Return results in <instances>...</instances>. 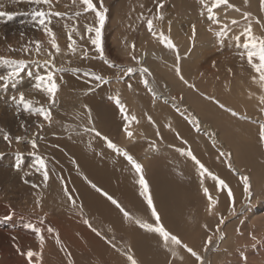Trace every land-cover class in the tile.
<instances>
[{
    "label": "rangeland",
    "instance_id": "374dc122",
    "mask_svg": "<svg viewBox=\"0 0 264 264\" xmlns=\"http://www.w3.org/2000/svg\"><path fill=\"white\" fill-rule=\"evenodd\" d=\"M94 1L97 3V5H99V0ZM116 2L117 0H103L104 7L105 9H107L106 21L104 24L105 27L110 26V8ZM208 2L211 3V0H208ZM255 2L257 3V8L255 11H253L251 10V4ZM229 3L233 5H236V3H240L239 5H243L241 6L243 7V13H251V16H249L247 19H245L243 16H231L232 20L238 21V23L233 28V32L236 34L231 36V41L235 46L232 48L231 53L228 54L226 52V45L223 44V41L224 39H227V36H224L225 38H222L223 40L220 43L219 49H217V52L219 54L218 63L224 64V66H221L222 68L226 67L225 65L228 59L230 61L229 66L231 67V69L229 75V83L235 85V87L233 88L235 92H233V90L231 89V92L229 91L228 93L227 90L223 88L219 96L216 95V93L213 95V93L210 91V84H213L215 85L214 87H216L220 83V81L221 84L226 82L223 80L222 76L217 77L216 74L214 75V72H210L208 70L198 72L199 75H203L201 78H204L203 82L205 87L199 86V80L197 79H199L198 77L200 76L193 75L191 79H186L188 83L185 84L177 76L176 71L173 67H167L165 70L167 78L165 76L164 77L169 80L170 83L175 85L176 88L174 92H169V95L168 93L166 94L168 97L170 96V99L177 103V111L180 110L186 115V123H188L187 125L192 129L190 131L191 133H189L191 137H193V139L195 140H199V136H202V134H204L202 131L205 128L207 129V127L203 128L199 125V133V131L196 130L193 124L189 122L188 117L193 116L194 113L192 110L185 107L186 105L183 101H181L184 96L186 98L188 97V99H191L192 101L198 100L199 98L198 101L203 102L204 105L202 113L204 122L207 124L215 125L216 131L210 132L216 139H213L212 137L204 138V140L206 141L205 144L214 142L215 147L211 145V148L209 150H205L204 148H206V145H204L203 142L201 144L199 142L196 144V142L192 139L196 144V147L194 146V149H197L193 150V145L188 142L187 137H184L182 135L179 137V134L172 132V130H170L171 133L168 132V130L166 129L167 125L162 124V119L164 115H166V112H164V114L162 115H159L156 108L152 107V103L154 101L152 100L150 94L148 92H144V89L141 88V84L143 85L142 81L139 80V82L134 79L135 72L130 76H124L122 69H126L127 67H134L138 69L141 64H137L136 60H133L131 58V55L124 56L123 58L117 57L118 54L116 47L119 46V44L128 42V34L126 33L128 30V26L123 23L124 21L119 20V22L122 21V25L119 28L120 31L116 33L111 32V30H109V32H106L104 31L105 27H103L102 46L104 49L105 57L111 63L119 65L120 68L109 67L107 66V64H104L103 66V64H99V60L97 58L99 56L94 52L93 46L88 41L87 34L83 27L86 23L94 24V13H91L92 15L90 13L82 15L78 18V22L72 20V13L75 12L77 8L71 6V0H53L55 11L68 13V17H66L65 19L53 18L52 28L53 31L57 34V41L61 48V53L56 55L55 57V64L57 67H64L66 69L79 68L82 71L80 73H73L72 71L57 73V83L60 85V88L56 98L57 102L51 108V124L45 122L38 115H33L30 112L24 111L22 106H20V110L17 111V106L13 102L12 97H18L20 92H23L27 99L37 102V106H48V97L42 91L36 90L34 88V84L36 75L42 74L45 71L43 61L48 59L46 50H51V48L48 42L49 37L39 27H37L36 29L33 24L31 12L33 7H35L34 5L32 6L31 4H29L28 0H0V6H2L0 7V12L11 13L10 16H0V56L5 57L6 59H23L25 61H28L25 70L21 72L20 76L16 80L8 81L7 83L0 82V164L4 165L5 168H10V162L16 160L14 164L16 162H20V168L24 169L17 173H14V171H10V173H8V180L4 179V175L1 176L0 174V207L4 206L6 208L5 210H3V212H7L9 208L10 210H13V213H10L9 216L5 217L3 215H0V220L5 223H17L18 221H22L29 224L31 223V218L40 217L41 219H44L48 218L47 216L49 215V217L53 215H64V213L58 211L57 208L55 211L53 208V212L47 211V209L44 210L45 207L43 206V204L41 205V207L43 206L42 208L34 207L35 204L32 205V208L29 203L26 205L24 198L20 199L18 196L17 192L21 187L33 182L32 177L34 176V173H36V171L31 170L32 168L33 170H36L34 165L36 164L35 156L39 155L42 157H47V151H44L45 148H39L38 146V150L31 149L32 147L30 141L32 139H36L38 145L39 143H41V141L43 142L47 140L48 137L54 135V141L52 142V145L54 146L55 144V147L53 148L51 145L50 152L55 154H52L53 157H51L53 159L56 158L54 161L57 162V166H59L60 170L64 173L66 167H68L69 172L72 173L70 168H72L71 166L72 162L74 163V158L73 161H71V152L68 153L71 148L68 147L76 146L77 143H79L78 140H82L83 142L86 140L85 142L89 144V147L92 145V143H98L97 147L93 146V148H96H92V152H94L95 150L96 152L98 150L100 152L102 151L101 153L99 151V153L94 152L95 155H92L93 157L91 161L93 163L88 165L89 170H86L83 173L85 175L80 176V173L77 174V177H79L82 181H85L86 187L89 190V194H91L92 196V198H89V204L87 202L82 204L80 200H83V198H81L76 203L78 208L74 210V208L72 207V210H74L72 212L73 216H81L82 221H84V219H89L88 221L91 225L90 230L93 228L96 229V233L92 230L91 231L96 237H101L100 241H92L90 243L88 242L80 247L78 246V244V247H73V249L67 247V250L70 249L68 250V256L67 254L62 255L63 250L61 251V249L57 250L56 252L55 250L52 252H46L47 247L48 249H51L49 247L52 246H47L48 242L45 241L42 249L41 260L39 262L33 261V264H69L72 259L73 261L71 262V264H131V262L127 259L128 254L132 255L138 262V264H199L200 261H197L195 257L187 252L183 245L191 247L200 256V253L204 252L206 255H204L203 257V264H264V230L258 232L256 228H253L246 223L247 214L251 212L250 209L252 207H259L261 202L258 201L254 204H251L252 206L250 208V206H248L250 205V197L246 196L245 204L242 205V207L239 208L237 212H235L234 216L232 215V217H230V205L233 201H230L229 198H227V189L218 191L215 182L207 176L202 178L199 175L197 166L193 162V160L186 155H181V153L178 151V149H184L185 151L191 150L196 158L200 160V162L204 164L207 169H209L215 175L219 176L228 184V186L233 191L232 193L234 200L236 199L237 201L245 198L244 185L241 177L246 176L248 173H250L249 170L255 167L256 168L254 170H256L257 168L259 171L264 170V143H262L259 139V126L261 123H264V112L261 111L264 106L262 108H259L256 113H253L244 104L233 103L232 106H228L230 104L224 102V100L228 97V99L236 98L238 92H242L247 97L250 96V92H258L257 88L255 87L258 82H254L252 79V77L256 75V73H254L253 69L248 64L246 56L244 58H241L239 53L241 51H244L243 43L246 37L243 33L244 29L248 26L249 23L252 26L253 35H255L256 37H264V10L261 9L260 0H247V3L245 4H241V0H229ZM152 6L153 7L150 8L149 12L145 15L146 17L155 14V3H153ZM166 6L167 3L166 0H164V8L161 10L163 13L165 12ZM176 16V18H179L180 14H177ZM257 21H259V23H257ZM66 23L69 25L75 23L79 28L81 34L84 36L83 39H81L79 36H76L74 38L77 40V44L79 46L89 49L90 55L88 59H81L80 47H78L76 54H72L67 51V30L64 27ZM164 26H166V24H164ZM167 28H169V26H167ZM135 30L136 29H134L132 39H135L137 36V31ZM121 33L123 34V36ZM165 33L168 34L167 31ZM236 37H240V39L237 40ZM33 41L41 42L42 50L40 52L36 51ZM121 41H123V43ZM9 46H11V49L14 50H10ZM24 48H28L29 51L25 52L23 50ZM131 53L134 54L140 61V55L137 51V44H135V50L132 49ZM199 53L196 58L198 61H200V57H203V53ZM36 61H39L40 63H36ZM131 62L133 65H128ZM8 70V65L0 63V75L5 74ZM88 70L103 75L104 77L109 79V81L111 78L117 79V77H122V79H117V81H119L117 82L119 84H117L119 88L116 86L112 87L110 82L99 84L97 86V82L92 80L91 77H85L83 75V71ZM29 73H31V75H29ZM158 73L146 75L145 77L149 80H157L159 79L157 78L159 77ZM225 73L226 72L221 74ZM211 74H213L214 77H212ZM129 84L132 85L131 88L128 87ZM190 85H194L195 87H190ZM90 88L92 89L91 91H89ZM98 92L99 94L101 92L100 96H98ZM223 92L225 95L223 94ZM116 94H119L121 101L126 105L128 114H134L136 116V121L131 123L132 125H134L132 126L130 124V126H132L134 130L137 129L139 121V123L143 126V134L137 136L135 132L133 133V136L129 138L125 133V135L121 137L120 132L124 130L123 127L125 125L123 116L120 113L118 107L117 110H112L109 105H106L110 100L109 97ZM88 97L90 99L92 97L93 100H88ZM208 97H213V102L217 100V98L221 97L220 99L222 101L220 100V103L224 104L226 108L233 109L239 115L232 116L231 113L225 111L224 109H221L220 107V110H216L214 106H211L209 102V100L211 99H209ZM131 99H133V103L134 105H136L137 111L136 108L134 110L130 109L132 108L131 104L129 103ZM100 101L105 105L100 103ZM254 103V101L251 102V104ZM84 105H87V109L84 108ZM214 105L217 106L216 104ZM240 107L241 109H239ZM90 108L93 110L91 111ZM88 110H90L91 121H89L88 118ZM110 110H112V112H110ZM149 116L151 117V121H149L148 119ZM241 117H247V119H242ZM22 123L25 125L24 127H21ZM37 124H43L44 126L43 128H38ZM93 126L97 131L101 133V136L98 137L94 132L85 131L86 127ZM162 131L165 134L168 132L166 137L161 134ZM3 132H7L10 134V137L12 138L11 142L4 141ZM55 134H58L59 137H55ZM216 134H221L222 141L218 140ZM16 136L22 137V140L20 142H17L15 140ZM103 137H108L119 148H121L120 146H122L121 142L123 141L124 137L126 141H129L126 149L134 157H137V155H139L143 151L145 146L149 143L157 148H162L166 145L168 146V148H170L166 149V153L161 151V154H156L151 164L152 169L150 173L146 175V173L143 171V175L148 182L149 190H151L150 194L152 196L154 206L160 217L162 216V224L164 225L166 230L176 235L182 241L181 245H172L171 243H169V247L165 248L163 246V239L159 236V234L149 232L146 229H142L135 223V219L137 218L148 223H155L154 218L151 216V210L147 206V202L140 195L141 189L140 185L138 184L139 175L135 172V170H133V168H131L132 166L127 161V159L119 157V154H113V151L116 152L115 150L108 149L107 143L103 139ZM56 138L58 139V141ZM128 138L129 140H127ZM67 140H69V143ZM89 140L91 143L89 142ZM99 142H101L102 144ZM59 144L61 145V147ZM135 146H137V148ZM85 148H87L86 145ZM41 149L43 151H40ZM103 149H107V151L112 153L108 154L109 152H104ZM233 149L235 151L234 157L237 162L240 165L244 166V168L248 169L246 173L244 172V174L231 172L228 164L223 159L224 157H231L230 152ZM221 151L225 152L226 155L221 157L219 154ZM33 152H35V155H33ZM103 152L106 154H104ZM67 153L70 154V156L67 155ZM228 153H230V156L227 155ZM99 155L101 158H103V162L100 160L101 158H98ZM106 155L109 157V159ZM109 160L110 162H108ZM115 160L119 164L117 162H113ZM2 162L4 163L2 164ZM113 163H117L118 166H120L121 171H119L120 169H118L119 167L116 164L114 168ZM230 163L232 164V162ZM93 164H95V166ZM254 164L255 166L253 167ZM100 166H103L102 169ZM96 167H98V169ZM75 169L76 165L75 167L73 166V170ZM124 169H126V172ZM218 169L220 172L218 171ZM91 170L94 171L95 174ZM123 170L125 173L123 172ZM127 170H132L129 175ZM63 172L60 173L64 174ZM89 172H91V174ZM122 173H124L123 175L126 178L125 180H123L122 178ZM98 174L101 175L99 176ZM108 175H110V178L112 179H110ZM62 177L63 176H61V178ZM13 178H15L17 181ZM201 179H203V187L208 188L212 198L217 199L219 203L215 205L214 212L212 214H209V212L206 210L208 208V201L207 197L202 191ZM25 180H27L28 183H25ZM107 181H109L110 184H108L109 182L107 183ZM57 182L59 186H64V182L60 179ZM112 182H115V184ZM117 182L123 184L122 188ZM166 183L168 184V186ZM93 184L96 185V188L92 187ZM131 186L132 188H130ZM97 188L101 189L102 192L108 193V195L112 196L116 201H118L119 204L131 214L133 219H126L120 209L112 204L111 201L108 200L101 191H97ZM110 188H112V190ZM119 188H121L122 190H120ZM116 189L119 191H117ZM236 190L239 192H237ZM251 191L252 189H250V192ZM130 195L132 197H130ZM153 195L156 196V199L155 197L153 198ZM239 197L242 198L240 199ZM9 198L14 201H8ZM77 198H79V196H77ZM136 199H140V202L139 200L134 202ZM61 200H65L66 202L67 199L61 198ZM236 200L234 201L235 203L237 202ZM224 201L226 205L223 204L224 206H221V202ZM7 202L10 203H8L9 207L8 205L7 207L5 206ZM227 202H229L230 204ZM262 202H264V198ZM16 203H18L20 208L13 207L14 205H16ZM81 204L84 205L85 208L82 207ZM92 206L94 208H97L94 209ZM104 206H108V208H105L106 211H103ZM80 207H82L84 212H79L81 211ZM59 208H61V206H59ZM86 209H88L89 211H87ZM1 210L2 209H0V213ZM92 212H94L95 214ZM216 213H219L226 219L229 218L227 222L225 221V224L221 225L220 229V233L226 234V241L224 240V238H221L220 233L216 232V225L219 223V216L216 215ZM102 217L106 219L104 220ZM204 225H207V228H205ZM136 230L139 234L137 236V238L139 237V239L134 240L133 233ZM53 233L55 234V232ZM250 234L256 236V241H253L251 239ZM208 236H212L213 242L208 246L207 249H205L204 242ZM220 240L223 242L225 241L222 245V248H219L217 246L221 242ZM36 242L37 241L35 240L34 242L31 241L28 243L31 250H33L34 252H36L37 249V246L35 245ZM25 250L28 251L29 249L25 248ZM40 250H38L37 252H40ZM44 252H46L47 254ZM173 252H175L176 255H173ZM84 257L85 259H83ZM2 259L3 258L0 259V262H3ZM205 260H207V262ZM26 264H28V261Z\"/></svg>",
    "mask_w": 264,
    "mask_h": 264
},
{
    "label": "bare ground",
    "instance_id": "6f19581e",
    "mask_svg": "<svg viewBox=\"0 0 264 264\" xmlns=\"http://www.w3.org/2000/svg\"><path fill=\"white\" fill-rule=\"evenodd\" d=\"M95 2V1H94ZM207 3L210 4V2H208V0H206ZM154 3V0H117V2L110 8L111 10V15H110V26H104V31L109 32V30H111V32H118L120 31L119 28L122 25V21L119 22V20H123L124 24L128 26V30H127V34H128V42L123 43V41H121L123 44H119V46H115L117 48V57L123 58L124 56L130 55L129 53L132 52V48L130 47V45L132 43L137 44V51L140 55V67H147L150 72L151 75L158 73L159 74V79L157 80H148V86L152 89V91H148V88H146L144 86V84H141V88H143L142 90L144 92H148L150 94V96L152 97V100L154 101L152 104V107L156 108L157 112L159 113V115L164 114V112H166V115H164L163 119H162V124H166V129L168 130V132H170V130H172V132H175L176 134H179L178 136L180 137L181 135L184 137H187L188 142L190 144L193 145V150H197L194 149V146L199 142L200 144L203 142L204 145H206V148H204L205 150H209L212 146L215 147L214 142L213 143H209V144H205L206 141L204 140V138H210L212 137L213 139H216L210 131H216L215 129V125L214 124H207L204 122L203 118H202V113H203V109H204V105L203 102H200L198 100H191L188 99V97L186 98L184 95V97L182 98L181 101L184 102V104L186 105L185 107H187L188 109L192 110L194 113V117L198 119L199 121V125L202 126L203 128L207 127V129L205 128L202 132L204 134H202V136H199V140H195L193 139V137H191V135L189 133H191L190 131L192 130L191 128H189V126L187 125L188 123H186V115L181 112L180 110L177 111L176 106L177 103L175 101H173L172 99H170V96L168 97L166 93L169 92H174L175 91V85H173L172 83L169 82V80H167L166 78V73L165 70L167 67H173L176 64V54L171 51L166 49L165 47H163L161 44L158 43V41H156L153 36L151 35V33L148 31L147 27H146V21L139 19L138 17L140 16V14L143 12L144 15H146L150 8H152V4ZM167 6L164 12L165 15V20L163 22H159V21H155V24L157 26V28L162 27L163 30L166 32H168L169 28H167V26H169V21H171V38L173 40V42L177 45L178 49H179V54L181 56V59L179 61L180 64V70H181V74L184 77V80L186 79H191L194 76H200L198 77L199 80V86L200 87H205L203 79L201 78L203 75H199L198 72L203 71V70H208L210 72H214V75L216 74L217 77H221L223 78V80L226 83H222L221 81L220 83L214 87L215 85L210 84V91L213 93V95L216 93V95L219 96V94H221L223 88L225 90H227V92L229 93V91L232 89L233 92L234 91V84H230L229 83V75H230V69L231 67L229 66V59L227 60L226 63V67L222 68L221 66H224V64H219V54L217 52V49H219L220 43L222 42V38H217L216 36L213 35V33L208 31L209 26H212L216 31H219L221 27H223V25L227 24L228 25V35H227V39H224L223 44L226 45V52L228 54L231 53L232 48L235 47L233 42L231 41V36L235 35L236 33L233 32V28L235 25H233L231 23L232 21V17H241L243 16V5H239L240 3H236L235 7L239 8L240 11H236L234 9L228 8L226 5H221L220 7H218L217 9H214V13L217 16L218 20H219V24L213 25L212 21L208 19V13H207V9L203 7V5L200 3V0H166ZM233 3V2H232ZM245 4V0H241V4ZM27 4V3H26ZM60 5V4H59ZM108 5V4H107ZM141 5H143V8L141 7ZM174 5V6H172ZM33 6V5H32ZM58 8V7H57ZM60 8V7H59ZM257 8V3H252L251 4V10L255 11ZM124 10V11H123ZM91 14V13H90ZM177 14H180L179 18H176ZM89 15V14H88ZM92 15V14H91ZM94 15V14H93ZM119 17V18H118ZM86 20V19H85ZM91 20V19H90ZM89 20V21H90ZM184 21V22H183ZM164 24H166V26H164ZM168 24V25H167ZM13 25V24H12ZM195 25L196 27V39H195V44L194 46L192 45V43L189 41L188 37L191 36L192 34V26ZM31 26V25H30ZM33 26V25H32ZM84 27V26H83ZM28 28V27H27ZM26 28V29H27ZM35 28L37 29V26H35ZM81 28V27H80ZM25 29V28H24ZM134 29H136L135 31H137V36L135 39L133 38V32ZM21 30V29H20ZM23 31V30H22ZM122 31V30H121ZM29 32V31H28ZM264 32V31H263ZM31 33V32H30ZM125 33V32H124ZM119 34V33H118ZM122 34V33H121ZM27 35V32H26ZM31 35V34H30ZM114 35V34H113ZM130 35V36H129ZM32 36V35H31ZM120 36V35H119ZM123 36V34H122ZM121 36V37H122ZM125 36V35H124ZM127 36V35H126ZM112 37V36H111ZM225 38V37H224ZM113 39V38H112ZM126 39V38H125ZM118 40V39H117ZM123 40V39H121ZM116 42V41H114ZM120 42V43H121ZM114 44V43H113ZM112 44V45H113ZM189 48H191V52H189ZM200 52V53H199ZM185 53H188L187 55H185ZM203 53V57H200V61H198L197 55ZM116 55V54H115ZM99 60V64H104L102 62L101 59H99V57H97ZM106 58V57H105ZM107 59V58H106ZM202 59V60H201ZM108 60V59H107ZM91 62V61H90ZM123 65V64H122ZM128 65H133L132 62L129 63ZM108 66V65H107ZM124 66V65H123ZM140 67H138L137 71L135 72V80L139 81L141 80V74H140ZM108 68V67H107ZM216 68V71H215ZM105 69V68H104ZM175 69V68H174ZM223 71H222V70ZM172 70V69H171ZM189 70V71H188ZM225 74H221L224 73ZM219 74V75H217ZM134 75V74H133ZM161 75V76H160ZM212 77L213 74H211ZM137 76V77H136ZM157 76V74H156ZM166 78H165V77ZM139 77V78H138ZM176 78V77H175ZM109 80V79H108ZM196 80V81H197ZM214 80V79H212ZM190 81V80H189ZM206 81V79H205ZM117 79L116 78H111L110 79V84L112 87L116 86L119 88V86H117ZM140 82V81H139ZM123 83V82H122ZM121 83V84H122ZM138 83V82H137ZM196 84V83H195ZM119 85V84H118ZM126 85V84H125ZM222 85V86H220ZM124 87V86H123ZM122 87V88H123ZM126 87V86H125ZM140 87V86H139ZM257 88V93L255 92H250V96L247 97L245 94H243L242 92H238V95L236 98H232V99H228L226 98L224 100V102H226L227 104H230L228 106H232L233 103L235 104H244L251 112L256 113V111L259 108H262L264 106V101H262V97H264V87H262L259 83H257V85L255 86ZM238 89V88H237ZM120 91V89H119ZM197 91V90H196ZM198 92V91H197ZM231 92V91H230ZM153 93L155 95H153ZM206 93V92H205ZM226 93V92H225ZM245 93V92H244ZM98 96H100L99 92L97 93ZM224 94V92H223ZM231 94V93H230ZM248 94V93H247ZM225 95V94H224ZM245 95V96H244ZM203 97V96H202ZM247 97V98H246ZM204 98V97H203ZM221 98V97H220ZM220 98H217V100L215 101H219L220 102ZM88 100H93L92 97L91 99L88 97ZM105 99V98H104ZM102 101V100H101ZM103 104V102H101ZM148 101V100H146ZM213 102V100H209L211 106H214L216 108V110H220L218 104L216 102ZM222 101V100H221ZM255 102L254 104H251V102ZM212 102V103H211ZM93 103V102H90ZM129 103L131 104L130 109H135L136 105H134L133 103V99H131L129 101ZM209 104V105H210ZM214 104H216L217 106H215ZM251 104V105H249ZM105 105V104H103ZM106 105H109L110 108L117 110V106L115 105L114 101L109 100L108 103ZM253 105V106H252ZM98 106V105H97ZM103 107V106H102ZM92 108V107H91ZM90 110L92 111L93 109ZM99 108V107H97ZM104 109V108H103ZM208 109V108H207ZM213 109V108H212ZM241 109V107L239 108ZM238 109V110H239ZM112 110H110V112H112ZM155 110V111H156ZM214 110V109H213ZM137 111V108H136ZM115 112V111H114ZM134 112V111H133ZM102 113V112H101ZM107 113V112H106ZM206 114V113H205ZM225 115V114H224ZM254 115V114H253ZM257 116V115H255ZM260 118V117H259ZM207 121V120H206ZM132 125V124H131ZM134 125V124H133ZM132 125V126H133ZM129 125V130L132 131L133 133L140 135L143 134V126L139 123L138 121V126L137 129L134 130V128ZM170 126V127H169ZM254 127V126H253ZM124 129V127H123ZM165 129V130H166ZM145 130V129H144ZM206 130V131H205ZM121 131V130H120ZM148 131V129H147ZM146 131V132H147ZM167 132V133H168ZM121 133V137L123 135H125V131L123 130ZM167 133L165 134L163 131L161 132V134H163L164 137L167 136ZM171 133V132H170ZM169 133V134H170ZM200 133V130H199ZM150 134V133H149ZM218 137V140L222 141V136L221 134H216ZM54 135L48 137L47 140L45 141H41V143L38 144L39 148H45L44 151H47V157H44L47 163V167L49 169V180L47 182V184L45 185L43 183V177L40 173L36 172L34 173V176L32 177V183L28 184L26 186L21 187L18 190V196L20 199H25V203L26 205L29 203L31 205V207L33 208V204L34 207H40L42 208L43 206L45 207L44 210L47 209V211L53 212V208L54 211L56 210V208L58 209V211L63 212L64 215H53L51 217L47 216L48 218H44L41 219L40 217L38 218H31L29 224L33 225L34 227H40L42 230V235L46 238L45 241H47V246H52L49 247L51 249H48L46 252L48 251H54L55 252L57 250L61 251L63 250L62 255H69V251L70 249H73V247H80L83 246L86 243H90L92 241H100L99 237H96L95 235H93L92 233V229L90 230L89 225H86L81 219V216H73V211L78 208L77 206V202L79 201V199L83 198V200L81 199L80 201L83 203L89 201V198H92L91 194H89V190L86 187L85 181H82L79 177H77V174L80 173V176L85 175L83 174L86 170H89V166L90 164H92V157L95 155L96 150L94 152H92V148L93 146L98 145L97 144H93L89 147V144L86 143L85 141L83 142L82 140H78L79 143H77L76 146L73 147H68L71 148L69 152H71V161H73L74 158V163L72 162V168L71 172H69V168L66 167L65 168V173L63 171L60 170V167L57 166V162L54 161L55 159H53V155L55 153H51L50 149H51V145L52 142L54 141ZM58 134H55V137H57ZM62 136V135H61ZM136 136V137H137ZM59 137V136H58ZM57 139V138H56ZM82 139V138H81ZM88 139V138H87ZM120 139V138H119ZM196 142L193 141V140ZM60 140V139H59ZM121 140V139H120ZM129 140V138L127 139ZM58 141V139H57ZM62 141V140H61ZM65 141V140H64ZM69 143V140H67ZM66 141V142H67ZM83 143H82V142ZM88 141V140H87ZM135 141V140H134ZM140 141V140H139ZM74 142V141H73ZM90 142V140H89ZM121 142V141H120ZM55 143V142H54ZM63 143V142H62ZM87 148H85V145ZM91 143V142H90ZM101 143V142H99ZM122 146L121 149L126 150L130 155L131 153L126 149V146L129 144V141H126L123 137V141L121 142ZM217 143V142H215ZM222 143V142H220ZM16 144V143H15ZM66 144V143H65ZM102 144V143H101ZM57 145V144H56ZM60 145V144H59ZM71 145V144H70ZM137 145V144H136ZM191 145V146H192ZM58 146V145H57ZM52 147H55L52 145ZM61 147V145H60ZM64 147V145H63ZM89 147V149H88ZM95 147V148H96ZM130 147V146H129ZM133 147V146H132ZM137 148V146H135ZM196 147V146H195ZM38 148V147H37ZM36 148V149H37ZM93 148V149H95ZM202 148V147H201ZM213 148V147H212ZM242 148V147H241ZM30 149V148H29ZM32 149V148H31ZM35 149V150H36ZM58 149V148H56ZM66 149V148H65ZM98 149V148H97ZM102 149V148H101ZM109 149V148H108ZM166 149H170L168 148V146L166 145L165 147L163 146L162 148H157L154 145H151L150 143L147 144L145 146V148L143 149V151L137 155V157L133 158L140 163L143 166V171L147 174L150 173L151 169H152V161L155 157L156 154H161L162 152L166 153ZM199 149V146H198ZM203 149V148H202ZM215 149V148H214ZM38 150V149H37ZM61 150V149H60ZM104 152L107 151V149H103ZM112 150V149H111ZM217 150V149H216ZM262 150V149H261ZM17 151V150H16ZM40 151H43L42 149ZM54 151V150H53ZM52 151V152H53ZM62 151V150H61ZM251 151V150H250ZM100 152V151H99ZM98 152V153H99ZM102 152V151H101ZM100 152V153H101ZM103 152V153H104ZM109 152V151H107ZM234 149L230 152L231 153V157H224L223 159L225 160V162L228 164V162H232V167L230 168L231 172L233 173H242L244 174V172H247V168H244V166L240 165L237 160L234 157ZM62 153V152H61ZM64 153V152H63ZM70 156V154H68ZM94 153V154H93ZM112 153V152H111ZM110 152L108 154H111ZM116 153V155L119 154V157H123L125 158L122 154L114 152L113 154ZM211 153V152H210ZM12 154V153H11ZM16 154V153H15ZM14 154V155H15ZM106 154V153H104ZM229 154V153H228ZM19 155V154H18ZM28 155V154H27ZM65 155V156H67ZM93 155V156H92ZM52 156V157H51ZM60 156V155H59ZM107 156V155H106ZM240 156V155H239ZM64 157V155H63ZM62 157V158H63ZM98 157V156H97ZM108 157V156H107ZM60 158V157H59ZM99 159L101 158L100 155L98 157ZM64 159V158H63ZM107 159V158H106ZM109 159V157H108ZM119 159V158H117ZM126 159V158H125ZM62 160V159H61ZM94 160V158H93ZM97 160V159H96ZM101 161L103 160V158L100 159ZM99 160V161H100ZM239 160V159H238ZM16 160H13L12 162H10V168H5L4 165L0 166V174L1 176L4 175V179L8 180L9 175L8 173H10V171H14V173L20 172L24 169H21L20 167L17 168V162L14 164ZM70 161V162H71ZM98 161V160H97ZM104 161V160H103ZM102 161V162H103ZM119 161V160H118ZM122 161V159H121ZM241 161V160H240ZM59 162V161H58ZM110 162V160L108 161ZM113 162H117L116 160ZM4 162H2L3 164ZM8 163V162H7ZM118 163V162H117ZM117 163H113L114 164V168H115V164L118 166ZM123 163V162H122ZM121 163V164H122ZM19 164H21L19 162ZM61 164V163H60ZM76 165V169L73 170V166L75 167ZM111 164V163H110ZM124 164V163H123ZM129 164V163H128ZM36 165V164H34ZM95 166V164H93ZM104 165V163H103ZM24 166V165H23ZM110 166V165H109ZM255 166V164L253 165V167ZM101 169L103 166H100ZM119 167V168H118ZM117 168L120 169V166H118ZM261 167V166H260ZM98 169V167H96ZM105 168V166H104ZM132 168V167H131ZM256 168V167H255ZM250 169V173H248L246 176L248 177V182L250 184V189H252V191L250 192L251 195L250 197V208H251V204H254L255 202L260 201L261 204L259 207H252L250 210L251 212L247 214L246 220H247V224L253 228H256L259 231H263L264 230V202L263 198H264V170H258V168L256 170ZM96 169V170H97ZM117 169V170H118ZM128 169V168H127ZM111 170V168H110ZM126 172V169H124ZM123 170V172H124ZM134 170V169H133ZM31 171H36V170H32ZM57 174H56V172ZM92 171V170H91ZM121 171V169L119 170ZM132 171V170H131ZM131 171H128V175ZM219 171V169H218ZM60 172H63L64 174H61ZM94 173V171H92ZM105 172V171H104ZM118 172V171H117ZM124 172V173H125ZM220 172V171H219ZM227 172V171H226ZM91 174V172H89ZM124 173H122V178L123 180H125V176L123 175ZM95 174V173H94ZM106 174V173H105ZM110 174V172H109ZM116 174V173H115ZM121 174V173H119ZM118 174V175H119ZM127 174V173H126ZM125 174V175H126ZM31 175V174H30ZM93 175V174H92ZM99 176L101 174H98ZM16 176V175H15ZM20 176V175H19ZM32 176V175H31ZM56 178H55V177ZM61 176H63L61 178ZM110 178V175H108ZM117 176V175H116ZM115 176V177H116ZM119 177V176H118ZM2 178V177H1ZM89 178V177H88ZM108 178V177H107ZM104 178V179H107ZM120 178V177H119ZM233 178V177H232ZM15 179V178H13ZM61 180L64 182V186H59L58 185V180ZM112 179V178H110ZM109 179V180H110ZM115 179V178H114ZM16 180V179H15ZM14 180V181H15ZM149 180V179H148ZM237 180V179H235ZM239 180V179H238ZM17 181V180H16ZM164 181V180H162ZM109 181H107L108 183ZM116 182V180H115ZM115 182H112L115 184ZM232 182V181H231ZM236 182V181H235ZM238 182V181H237ZM39 183V184H38ZM118 183V182H117ZM116 183V185H117ZM133 183V182H132ZM131 183V184H132ZM163 183V182H162ZM36 184L39 185L36 188H33L32 185ZM110 184V182L108 183ZM120 184V183H118ZM122 184V183H121ZM119 185L123 186L122 185ZM167 184V183H166ZM231 184V183H230ZM233 184V183H232ZM238 184V183H237ZM13 185V184H12ZM42 185V186H40ZM72 185V186H70ZM88 185V184H87ZM105 185H106V181H105ZM115 185V186H116ZM44 186V188H43ZM168 186V184H167ZM117 187V186H116ZM240 187V186H239ZM103 188V187H102ZM121 188H119L120 190H122ZM124 188V187H123ZM132 188V186L130 187ZM65 189L68 190V195H71L72 198L75 200V204H73L71 201H69L67 195L65 194ZM112 190V188H110ZM233 189V188H232ZM110 190V191H111ZM114 190V189H113ZM117 190V189H116ZM238 190V189H237ZM236 190V191H237ZM76 191V192H75ZM92 191V190H91ZM119 191V190H117ZM136 191V190H135ZM151 191V190H150ZM153 191V190H152ZM112 192V191H111ZM110 192V193H111ZM165 192V191H164ZM233 192V191H232ZM239 192V191H237ZM114 193V191H113ZM123 193V192H122ZM224 193V192H223ZM79 196V198H77V196ZM124 194V193H123ZM138 194V192H137ZM166 194V193H165ZM244 194V193H243ZM119 195V194H118ZM122 195V194H121ZM224 195V194H223ZM237 195V194H236ZM240 195V194H238ZM124 196V195H123ZM126 196V195H125ZM245 198L244 199H240L239 201H237L236 199V203L234 202V208H235V212L238 211L239 208L242 207V205L245 204V200H246V195H244ZM37 197H39L40 200V205L37 206ZM98 197V196H97ZM130 197H132L130 195ZM139 197V196H138ZM156 196L153 195V198ZM223 197V196H222ZM61 198L67 199L66 202L65 200H61ZM135 198V197H134ZM140 198V197H139ZM226 198V197H225ZM228 198V197H227ZM17 200V199H16ZM29 200V201H28ZM140 202V199H138ZM137 199L134 201H138ZM234 200V201H235ZM8 201L13 202L14 200L12 199H8ZM208 201V199H207ZM228 201V200H227ZM16 202V201H15ZM102 202V201H101ZM9 202H7L5 204V206L9 207ZM97 203V202H96ZM229 203V202H227ZM13 204V203H12ZM43 204V206L41 207V205ZM82 207H84V205H82ZM89 204V203H88ZM94 204V203H92ZM138 204V203H137ZM141 204V203H140ZM162 204V203H161ZM219 204V203H218ZM221 206L226 205L225 201L221 202ZM224 204V205H223ZM230 204V203H229ZM25 205V206H26ZM55 205V206H54ZM228 205V204H227ZM233 205V202L232 204ZM59 206H61V208H59ZM91 206V205H90ZM13 207L15 208H20L18 203H16V205H14ZM72 207L74 208V210H72ZM82 207H80L79 211L80 213L84 212V210L82 209ZM93 207V206H92ZM103 207V205H102ZM110 207V206H109ZM85 208V207H84ZM94 208V207H93ZM97 207H95L94 209H96ZM101 208V207H100ZM108 208V206H104L103 211ZM225 208V207H224ZM1 213L0 215L3 216H9L10 213H13V210L9 208V210L6 212H3V210H5L6 208L4 206L0 207ZM14 209V208H13ZM116 209V208H115ZM37 210V209H36ZM87 211H89L88 209H86ZM98 210V209H97ZM111 210V209H110ZM207 210V209H206ZM224 210V209H223ZM226 210H227V206H226ZM23 211V210H22ZM92 211V210H91ZM95 211V210H94ZM96 212V211H95ZM36 213V212H35ZM43 213V212H42ZM76 213V212H75ZM94 213V212H92ZM105 213V212H104ZM109 213V212H108ZM77 214V213H76ZM95 214V213H94ZM103 214V213H102ZM110 214V213H109ZM226 214V213H225ZM93 215V214H90ZM98 215V214H97ZM230 215V214H229ZM101 216V215H100ZM234 216V215H233ZM88 217V216H87ZM162 217V216H161ZM230 217H232V215H230ZM101 218V217H100ZM104 220L106 218L102 217ZM108 218V217H107ZM112 218V216H111ZM41 220H43V223H41ZM89 220V219H87ZM102 220V219H101ZM228 219H226L227 222ZM99 221V220H98ZM106 222V221H105ZM108 222V221H107ZM28 223L22 222V221H18L17 223H5L2 222L0 220V259L3 258V262H0V264H26L27 263V259L24 255H22L21 253H26L27 251L26 249H31L29 246V242L31 241H37L36 242V252L38 250L41 249L40 247V242L37 239L35 232H34V228H30L28 227L29 225ZM51 226L54 229V233H48L47 232V228ZM125 226V225H124ZM226 226V225H225ZM223 227V226H222ZM16 230H14V229ZM226 229V228H225ZM14 230V231H13ZM227 230V229H226ZM132 231V230H131ZM96 233V232H95ZM261 233V232H260ZM104 234V233H103ZM145 234V233H144ZM223 238L224 240L226 239V234L223 233ZM228 234V233H227ZM139 234L137 233V230L133 233V238L134 240L139 239V237L137 238ZM57 236L59 237L60 240V244L56 243V239ZM229 238V237H228ZM109 239V238H108ZM221 239V238H220ZM103 240V239H102ZM228 240V239H227ZM221 241V240H220ZM226 241V240H225ZM224 241V242H225ZM107 242V241H106ZM223 241H221L217 246L219 248H222V245L224 244ZM115 243V242H114ZM28 244V245H27ZM79 244V245H78ZM105 244V241H104ZM78 245V246H77ZM32 246V245H31ZM17 247H19L20 251H17ZM34 247V245H33ZM67 247H70V249H66ZM217 247V248H218ZM45 248V247H44ZM84 248V247H83ZM86 249V248H85ZM41 251V250H40ZM73 251V250H72ZM223 251V249H222ZM44 252V253H46ZM219 252V251H218ZM73 253V252H72ZM71 253V255H72ZM111 253V252H110ZM47 254V253H46ZM201 257H204V255H206L204 252L200 253ZM61 255V256H62ZM80 255V254H79ZM46 256V255H45ZM263 256V255H262ZM50 257V256H49ZM57 257V256H56ZM78 257V255H77ZM58 258V257H57ZM76 258V257H75ZM80 258V257H79ZM115 258V257H114ZM85 259V257L83 258ZM41 260V257L36 258L33 257V261H37L39 262ZM71 260V259H70ZM78 260V259H77ZM118 260V259H117ZM68 261V260H67ZM73 261V259H72ZM71 261V262H72ZM76 261V260H74ZM120 261V259H119ZM117 261V262H119ZM207 262V260H205ZM75 263V262H74ZM201 262H199L200 264ZM78 264V263H77ZM118 264V263H117ZM262 264V263H261Z\"/></svg>",
    "mask_w": 264,
    "mask_h": 264
},
{
    "label": "snow or ice",
    "instance_id": "6c2138e0",
    "mask_svg": "<svg viewBox=\"0 0 264 264\" xmlns=\"http://www.w3.org/2000/svg\"><path fill=\"white\" fill-rule=\"evenodd\" d=\"M29 4L34 5L31 17L34 26L39 27L44 31V33L49 37V45L51 50L47 51L48 59L43 61V66L45 68V71L42 74L36 75L35 77V84L34 88L36 90L42 91L47 97H48V106L39 105L37 106V102H34L33 100L27 99L23 92H20L18 97H12L13 102L17 106V111L20 110V106L23 107V110L26 112H30L33 115H38L41 117L45 122L48 124L52 123V111L51 108L55 103L57 102V95L59 92L60 85L57 83V73H63L65 71H72L73 73H80L82 70L79 68H72V69H66L64 67H57L55 64V57L56 55L61 53L60 45L57 41V34L53 31L52 23L53 18L58 19H65L68 17V13L66 12H59L54 10V4L53 0H28ZM156 12L154 15L146 17L144 13L142 12L140 16L138 17L141 20H146V27L148 31L151 33L153 38L158 41L159 44H161L163 47H165L168 50L173 51L176 54V64L174 65L175 71L177 76L185 83L188 82L184 80L183 75L181 74L180 70V64L179 61L181 59V56L179 54V49L177 45L173 42L170 32H171V21H169V30L168 34L165 33L162 27L157 28L154 21L163 22L165 20V15L161 11L164 8V0H154ZM200 3L203 5L204 8L207 9L208 13V19L212 21L213 25L219 24V20L217 16L214 13V9H217L221 5H226L228 8L234 9L236 11H240L239 8H236L235 5L229 3V0H211V3H207L206 0H200ZM245 3H247V0H245ZM261 9L264 10V0H260ZM46 6V7H45ZM71 6L74 8H77L75 12L72 13L71 19L78 22V18L81 17L84 14L87 13H94L95 21L94 24H85L84 29L87 34V39L90 42V44L93 46L94 52L98 54L99 59L104 61L105 64H107L109 67H116L120 68L119 65L113 64L110 61H108L105 58L104 49L102 46V30L106 21V13L107 9H105L103 0H99V5H97L94 0H71ZM2 7V6H0ZM143 8V5H141ZM11 13L8 12H0V16H10ZM249 16H251V13L244 12L243 17L247 19ZM231 23L233 25H236L238 21L232 20ZM259 23V21H257ZM65 29L67 30V51L72 54H76L78 47H80L81 51V59H88L90 55V51L87 48H83L82 46H79L77 44V40L74 38L76 36H79L81 39L84 38V36L81 34L79 28L76 26V24H65ZM208 31L213 33L214 36L217 38H223L224 36L228 35V25L225 24L223 27L220 28L219 31H216L212 26H209ZM244 36L246 37L244 43H243V49L244 51H241L239 54L241 58H244L246 56L248 64L253 69L254 75L252 77L254 82H258L262 87H264V37H256L252 33V26L249 23L248 26L244 29ZM189 41L194 46L195 39H196V27L195 25L192 26V34L188 37ZM237 40L240 39V37H236ZM35 44V49L37 52H40L41 49V42L40 41H33ZM130 47L135 50V44H131ZM10 50L11 46H9ZM25 52L29 51L28 48L23 49ZM189 52H191V48H189ZM131 55V58L133 60H136L137 64L140 63V61L137 59V57L129 53ZM188 53H185L187 55ZM94 58V57H93ZM0 63H4L8 65L9 70L5 73L0 75V82L7 83L8 81H14L16 80L21 72L25 70L26 65L28 64V61H25L23 59H6L3 56H0ZM36 63H40L39 61H36ZM124 76H130L132 73L136 72L137 69L134 67H127L126 69H122ZM141 74V81L144 84L146 88H148V91H152V89L148 86V80L145 78L146 75H151L150 70L147 67H140L139 69ZM31 75V73H29ZM83 75L85 77H91L92 80L97 82V86L99 84L109 83L110 81L104 77L103 75L97 74L94 71L88 70L83 71ZM117 79H122V77H117ZM129 88L132 87L131 84L128 85ZM190 87H195L194 85H190ZM92 89L90 88L89 91ZM153 95H155L153 93ZM209 99H214L213 97H208ZM110 100L114 101L115 105L119 108L120 113L123 116V119L125 121L124 125V131L126 132L127 136L131 138L133 136V132L129 130V125L136 121V116L129 115L128 110L126 108V105L121 101L119 94H116L114 96L109 97ZM262 101H264V97L261 98ZM218 106L221 109H224L225 111L231 113L232 116H238L239 114L235 112L231 108H226V106L219 101H215ZM84 108L87 109V105H84ZM262 112H264V108L261 109ZM88 118L89 121H91V114L90 110H88ZM242 119H247V117H241ZM149 121H151V117H148ZM188 120L193 126L196 128L197 131L200 130L199 121L194 116H189ZM25 125L22 123L21 127H24ZM43 124H37L38 128H43ZM170 127V126H169ZM85 131L94 132L96 136H101V133L95 129V127H86ZM159 134V133H157ZM3 139L6 142H11L10 134L7 132H3ZM103 139L107 143V147L109 149L115 150L117 153L122 154L127 161L131 164L132 168L135 170V172L139 175L138 184L140 185V195L145 199L147 202L148 208L151 210V216L154 218L155 223H148L145 221H142L140 219H135V223L142 229H146L149 232H154L159 234L160 237L163 239V246L165 248L169 247V243L172 245H181L182 241L174 234L170 233L164 225L161 222V217L159 213L157 212L152 196L150 194L149 185L146 179L143 175V166L138 163L132 155H130L126 150H123L119 148L115 143H113L108 137H103ZM259 139L262 143H264V123H261L259 126ZM15 140L17 142H20L22 140V137L16 136ZM32 149H36L38 147L37 140L32 139L30 141ZM186 143V142H185ZM178 151L181 153V155H186L190 157L193 162L197 166V171L199 175L203 178L205 176L212 179L216 186L218 191H223L227 189V195L230 201H233V205H230V215H235V208H234V197L231 188L228 186V184L221 179L219 176L212 173L209 169L205 167L204 164L200 162L196 158V156L192 153L191 150L185 151L184 149H178ZM220 156L223 157L226 155L225 152L221 151ZM33 155H35V152H33ZM230 156V153L227 154ZM36 165L35 169L36 172L40 173L43 177V183L46 185L49 180V170L47 167V163L44 157L36 155ZM229 168L232 167L230 161L228 162ZM17 168L20 167L19 163L16 165ZM244 185V192L246 196H250V184L248 182V177L244 176L241 177ZM25 183H28L27 180L24 181ZM33 188L38 187V185L33 184ZM93 188H96V185H92ZM201 187L204 195L208 199V208L207 211L209 214H212L214 212V207L218 203L217 199H213L209 189L206 187H203V179H201ZM97 191H101V189L97 188ZM65 194L67 195L69 201H71L73 204H75V200L72 198L71 195H68V190L65 189ZM103 195L107 197L108 200L111 201L112 204H114L117 208L120 209V211L123 213L124 217L128 220H132L133 217L131 214L125 210L118 201H116L112 196L108 195L106 192H102ZM37 206L40 205V199L37 197ZM216 215L219 216V223L216 225V232L220 233L221 225L225 224L226 218L219 213H216ZM86 225H89L91 227L89 221L87 219H84L83 221ZM41 223H43V220H41ZM28 227L34 228L35 235L37 239L40 242L41 251L40 252H34L33 250L29 249L26 253H21L26 257L28 260V264H33V257L39 258L42 255V249L44 246L45 238L42 235V230L40 227H34L33 225L29 224ZM205 228H207V225H204ZM92 231H96V229H92ZM48 233H53L54 229L49 226L47 228ZM99 234V233H97ZM223 233H220L221 238H223ZM251 239L253 241H256V236L251 235ZM213 238L212 236H208L205 240V249L208 248L210 244H212ZM56 243L60 244L59 237L57 236ZM183 247L189 252L193 257L196 258L197 261H200L201 264H203V257H201L196 251H194L191 247H188L187 245H183ZM17 251H20L19 247H17ZM173 255H176L175 252L172 253ZM127 259L131 262V264H138V262L134 259V257L130 254L127 255ZM71 264V262H69Z\"/></svg>",
    "mask_w": 264,
    "mask_h": 264
}]
</instances>
